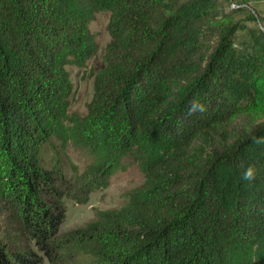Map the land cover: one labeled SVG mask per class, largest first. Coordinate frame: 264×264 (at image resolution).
<instances>
[{"label": "trees", "instance_id": "1", "mask_svg": "<svg viewBox=\"0 0 264 264\" xmlns=\"http://www.w3.org/2000/svg\"><path fill=\"white\" fill-rule=\"evenodd\" d=\"M227 3L0 0V264H264V109L239 104L264 72V31L216 25ZM85 5L109 11L110 41L79 118L64 64L91 54ZM67 127L100 154L74 181L54 143ZM135 146L163 150L143 186L61 231L65 199L87 202Z\"/></svg>", "mask_w": 264, "mask_h": 264}, {"label": "rangeland", "instance_id": "2", "mask_svg": "<svg viewBox=\"0 0 264 264\" xmlns=\"http://www.w3.org/2000/svg\"><path fill=\"white\" fill-rule=\"evenodd\" d=\"M226 11L230 12L227 18H219L216 25L227 28L236 25L237 36L249 38L248 34L257 30L264 31V0H228ZM84 11L91 15L88 22V35L90 37L89 48L91 54L86 51L80 58L68 57L64 64L69 81V114L76 117H84L87 113L88 105L92 100L94 78L104 67V50L110 41L107 29L110 13L107 9L95 10L92 6H83ZM88 48V47H87ZM239 104L257 112L264 109V72L255 81L252 92L239 101ZM254 107V108H251ZM256 110V111H255ZM59 153L57 154L62 165L63 173L71 177L72 181L80 177L86 170L100 161L98 155L93 150V144H83L73 138V130L67 127L61 134L60 139H54ZM44 157L46 160L56 157V153L45 145ZM162 148L152 147L147 149L142 146H135L124 157L117 160L113 172L107 179L106 186L102 183L105 179L94 186L85 203H77L73 199H65L67 214L65 222L60 227L61 231L75 228L92 219L94 215L103 210L120 209L128 202V192L135 188H140L146 181V171L159 163L163 156ZM152 150V151H151ZM86 184H83V189ZM84 195V194H83ZM82 195H79L81 197ZM42 264H49L43 258Z\"/></svg>", "mask_w": 264, "mask_h": 264}, {"label": "clouds", "instance_id": "3", "mask_svg": "<svg viewBox=\"0 0 264 264\" xmlns=\"http://www.w3.org/2000/svg\"><path fill=\"white\" fill-rule=\"evenodd\" d=\"M205 111V106L202 104L194 103L189 107V113L192 114L194 112H203ZM259 142V141H256ZM256 169L253 166H248L243 173V179L252 181L255 179Z\"/></svg>", "mask_w": 264, "mask_h": 264}]
</instances>
